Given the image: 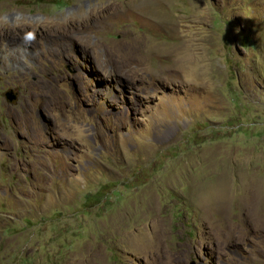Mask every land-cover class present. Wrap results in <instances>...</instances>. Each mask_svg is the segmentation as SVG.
<instances>
[{
  "label": "rangeland",
  "instance_id": "rangeland-1",
  "mask_svg": "<svg viewBox=\"0 0 264 264\" xmlns=\"http://www.w3.org/2000/svg\"><path fill=\"white\" fill-rule=\"evenodd\" d=\"M144 1L0 0V264H264V0Z\"/></svg>",
  "mask_w": 264,
  "mask_h": 264
},
{
  "label": "flooded vegetation",
  "instance_id": "flooded-vegetation-1",
  "mask_svg": "<svg viewBox=\"0 0 264 264\" xmlns=\"http://www.w3.org/2000/svg\"><path fill=\"white\" fill-rule=\"evenodd\" d=\"M4 36H5V38L7 37L8 39L12 38L11 35H9V34H4Z\"/></svg>",
  "mask_w": 264,
  "mask_h": 264
},
{
  "label": "water",
  "instance_id": "water-1",
  "mask_svg": "<svg viewBox=\"0 0 264 264\" xmlns=\"http://www.w3.org/2000/svg\"><path fill=\"white\" fill-rule=\"evenodd\" d=\"M9 95H10V94H9ZM191 264H197V263H196V261L193 260V261L191 262Z\"/></svg>",
  "mask_w": 264,
  "mask_h": 264
},
{
  "label": "bare ground",
  "instance_id": "bare-ground-1",
  "mask_svg": "<svg viewBox=\"0 0 264 264\" xmlns=\"http://www.w3.org/2000/svg\"><path fill=\"white\" fill-rule=\"evenodd\" d=\"M144 3H145V1L143 0V2H141L140 4H142V5H143ZM146 7H147V6H146ZM145 9H146V8H145Z\"/></svg>",
  "mask_w": 264,
  "mask_h": 264
}]
</instances>
